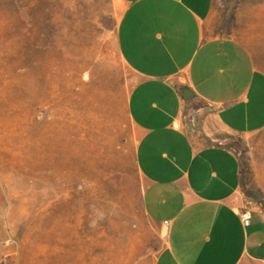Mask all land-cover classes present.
<instances>
[{"label":"rangeland","instance_id":"obj_1","mask_svg":"<svg viewBox=\"0 0 264 264\" xmlns=\"http://www.w3.org/2000/svg\"><path fill=\"white\" fill-rule=\"evenodd\" d=\"M214 6L225 30L241 8L264 44V0ZM121 9L0 0V264H151L164 244L140 205Z\"/></svg>","mask_w":264,"mask_h":264},{"label":"crops","instance_id":"obj_2","mask_svg":"<svg viewBox=\"0 0 264 264\" xmlns=\"http://www.w3.org/2000/svg\"><path fill=\"white\" fill-rule=\"evenodd\" d=\"M117 1L140 205L165 235L151 264H264V205L251 202L264 201L263 41L241 8L225 30L214 0Z\"/></svg>","mask_w":264,"mask_h":264},{"label":"trees","instance_id":"obj_3","mask_svg":"<svg viewBox=\"0 0 264 264\" xmlns=\"http://www.w3.org/2000/svg\"><path fill=\"white\" fill-rule=\"evenodd\" d=\"M230 18H231L230 20L232 23L229 24L228 30L233 26L234 15L231 14ZM241 163H242V165H241V181L243 183V186H244V184L245 185L248 184V187L244 186L245 193H247V195L253 194V190H252L253 187H252V184L250 182V175L251 174H250L249 166L245 160H242Z\"/></svg>","mask_w":264,"mask_h":264},{"label":"built area","instance_id":"obj_4","mask_svg":"<svg viewBox=\"0 0 264 264\" xmlns=\"http://www.w3.org/2000/svg\"><path fill=\"white\" fill-rule=\"evenodd\" d=\"M250 217H251V210H250V208H247L246 207V208H243V209H241L239 211V218H240L241 223L244 226L249 225V223H250Z\"/></svg>","mask_w":264,"mask_h":264},{"label":"water","instance_id":"obj_5","mask_svg":"<svg viewBox=\"0 0 264 264\" xmlns=\"http://www.w3.org/2000/svg\"><path fill=\"white\" fill-rule=\"evenodd\" d=\"M182 91V93H183V95H184V97H189L190 96V93H189V90L188 89H182L181 90Z\"/></svg>","mask_w":264,"mask_h":264}]
</instances>
